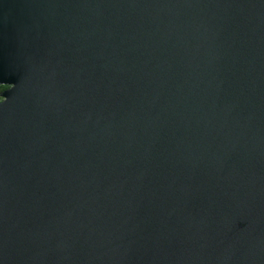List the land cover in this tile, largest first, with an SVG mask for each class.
I'll use <instances>...</instances> for the list:
<instances>
[{"label": "water", "instance_id": "1", "mask_svg": "<svg viewBox=\"0 0 264 264\" xmlns=\"http://www.w3.org/2000/svg\"><path fill=\"white\" fill-rule=\"evenodd\" d=\"M0 264H264V0H0Z\"/></svg>", "mask_w": 264, "mask_h": 264}, {"label": "trees", "instance_id": "2", "mask_svg": "<svg viewBox=\"0 0 264 264\" xmlns=\"http://www.w3.org/2000/svg\"><path fill=\"white\" fill-rule=\"evenodd\" d=\"M6 86L0 85V91H2Z\"/></svg>", "mask_w": 264, "mask_h": 264}]
</instances>
